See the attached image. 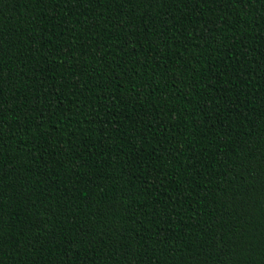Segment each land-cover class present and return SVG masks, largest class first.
Wrapping results in <instances>:
<instances>
[{
	"label": "trees",
	"instance_id": "1",
	"mask_svg": "<svg viewBox=\"0 0 264 264\" xmlns=\"http://www.w3.org/2000/svg\"><path fill=\"white\" fill-rule=\"evenodd\" d=\"M0 264H264V0H0Z\"/></svg>",
	"mask_w": 264,
	"mask_h": 264
}]
</instances>
